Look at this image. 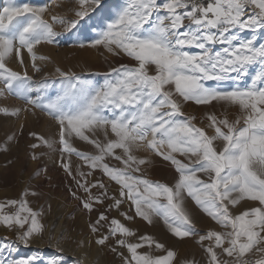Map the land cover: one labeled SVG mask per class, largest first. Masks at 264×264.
I'll list each match as a JSON object with an SVG mask.
<instances>
[{
	"label": "snow or ice",
	"instance_id": "1",
	"mask_svg": "<svg viewBox=\"0 0 264 264\" xmlns=\"http://www.w3.org/2000/svg\"><path fill=\"white\" fill-rule=\"evenodd\" d=\"M78 4L75 19L52 16L51 23L44 19L46 6L16 0L0 6V95L6 91L24 102L23 108L0 107V114L19 118L22 111L38 109L55 122L58 140L30 133L38 143L29 147L59 152L60 167L75 185V190L68 187L72 198L87 213L98 212L88 224L95 244L108 247L122 264L200 261L177 262L175 251L153 236H137L111 216L113 211L124 220L139 217L149 225L159 219L172 236L193 240L204 253L205 264H264V0H78ZM55 24L64 26L62 33L54 30ZM88 32L94 34L86 37L89 47H102L131 63L111 67L102 74L103 83L59 67L52 80L47 73L40 81L28 74L22 50L27 51L33 72L39 73L38 62L48 57L37 54V45H59L62 37L78 39ZM12 58L24 68L22 73L8 66ZM188 103L234 108L238 114L229 119L206 113L201 122H207L209 134L194 123L196 116L185 115ZM14 139L15 134L9 135L7 142ZM74 139L94 151L78 150ZM141 149L171 163L178 174L173 184L142 174L141 166L152 160L134 154ZM41 155L33 152L31 158L39 160ZM72 156L78 160L74 170L66 159ZM42 171L51 180L47 169H38L35 176ZM113 182L117 189H112ZM28 195L41 193L26 189L19 200L0 202V225L15 233L14 240L0 238V264H65L62 241L70 237L63 232L46 236L39 219L43 213L29 207ZM185 197L220 230L199 231ZM125 201L130 202L127 211L122 210ZM242 201L257 203L235 214L233 209ZM9 207L15 211L5 212ZM133 209L135 217L129 215ZM37 239L47 240L52 256L10 258L18 245L29 247ZM82 246L80 241L78 247ZM145 247L147 251H139ZM156 251L165 254L155 255Z\"/></svg>",
	"mask_w": 264,
	"mask_h": 264
},
{
	"label": "rangeland",
	"instance_id": "2",
	"mask_svg": "<svg viewBox=\"0 0 264 264\" xmlns=\"http://www.w3.org/2000/svg\"><path fill=\"white\" fill-rule=\"evenodd\" d=\"M16 2H27L36 6H46L48 11L45 13L44 19L48 20L49 23L52 22V16L63 17L67 20L75 19L74 12L79 8L78 0H16ZM111 2H113V0H109V3ZM7 3L8 0H0V6ZM53 27L57 32L62 33L64 30V26L60 24H55ZM92 35L94 34L88 32L80 34L78 39L73 37L67 40L62 37L59 45L55 43H41L37 45V54L48 57L47 61L38 62L42 69L39 73L33 72L27 51L22 50L21 55L28 74L33 77V80L40 81L45 78V73H47V78L52 80L55 79V69L59 67L62 70L71 69L73 72L84 76L86 79L103 83L102 74L108 72L111 67H117L122 63H131L126 57L111 56L102 47H89V40L86 37H91ZM81 42L85 44V47L79 46ZM8 66L21 73L24 71L19 61L14 58L8 61ZM2 88L3 85H0V89ZM0 107L23 108L24 102L14 96L8 95L5 91L3 95H0ZM183 110L185 115H194L197 117L194 123H196L198 127L205 128L207 122L204 121L202 123L201 121L208 112H215L220 117L227 115L229 119H234L238 114L237 110L234 108L228 109L220 105L199 106L193 103L185 104ZM33 112L35 115L32 114ZM206 131L211 134L210 129L206 128ZM30 133H36L45 139L58 140V127L55 122L38 109H32V112L22 111L19 118L5 117L3 114H0V202H5L10 199L19 200L26 189L41 193V195L38 196L28 195L26 199L28 200L29 207L34 211L43 213L39 219L45 227L46 236L48 232H51L54 237L63 232L65 236L70 237V239L62 241V256L65 260V264H74L76 260H79L81 264H87L75 254L69 253L66 250L68 248H72L73 252H77L78 249L85 250L88 255L90 253L93 254L94 259L97 261L99 260L101 264H122L120 257H118L116 253L111 252L108 247L95 244V237L90 232L88 224L90 221L96 219L98 212L93 211L91 214L87 213L82 209L80 203L72 198L68 191V187L71 186L73 190H75V185L60 167L59 152L51 153L43 146L31 149L29 146L33 143H38V141L32 137ZM13 134H15V139L11 142H7V137ZM89 135L91 134L89 133ZM98 135L100 139L103 138L102 133ZM73 145L78 150L94 151L91 145H87L85 142L79 141L78 139L73 140ZM3 146L7 147V151L2 150ZM164 150L166 151V149ZM33 152L37 155L44 153V155H41L39 160H33L31 158ZM117 152L119 153V150H117ZM134 154L139 157L149 156L152 160L151 165L141 166L142 174L146 175L148 178L169 184H173L178 178L175 168L170 162L164 161L162 157L149 154L144 149L135 151ZM66 159L71 160L74 170L75 165L78 163L77 158L72 156ZM177 159H180L184 163L188 162L184 157L179 155H177ZM110 163L118 166V162L114 160H110ZM38 169H47V176L51 177V180L44 176L43 171L40 177H36L35 172ZM96 175L99 177L100 173L97 172ZM30 177L32 178L29 179ZM104 180L108 183L106 177ZM111 187L112 189L118 188L114 182ZM256 203L257 202L242 201L236 209H233V212L238 214L240 211L256 206ZM129 205L130 202L125 201L122 205V210L127 211ZM184 205L199 231L204 233L209 229L220 230L219 226L216 225L210 217L204 214L190 197H185ZM100 210L102 211L103 209ZM4 211L11 213L14 212L15 209L9 207ZM129 215L135 217L134 209L129 212ZM111 216H116L127 227L134 229L137 236L147 234L153 236L157 241L164 243L166 248L177 253V262L185 259H195L200 261V264H205L204 253L193 240L189 238L181 240L172 236L163 222L159 219H154L153 224L149 225L139 217H135L133 221L124 220L122 217H118L115 211L111 213ZM3 237L14 240L15 233L10 232L0 225V238ZM73 240H75L76 243H73ZM80 241H83L82 247H78ZM90 241L91 243H89ZM109 243L114 245L113 241H109ZM147 250V247H145L139 251L143 252ZM120 251H122L124 255H129L126 249H120ZM154 254L164 255L165 253L156 251ZM28 255H37L43 260H46L53 255V251L46 239H37L34 240L29 247L18 245V251L13 252L10 258H19Z\"/></svg>",
	"mask_w": 264,
	"mask_h": 264
},
{
	"label": "bare ground",
	"instance_id": "3",
	"mask_svg": "<svg viewBox=\"0 0 264 264\" xmlns=\"http://www.w3.org/2000/svg\"><path fill=\"white\" fill-rule=\"evenodd\" d=\"M69 253H73L75 254L77 257H79L82 261H84L85 263L89 264V263H94V264H101V262L98 260H95L93 257V254H87V252L85 250H79L76 252H73L72 248H68L66 249ZM96 251V250H95Z\"/></svg>",
	"mask_w": 264,
	"mask_h": 264
}]
</instances>
